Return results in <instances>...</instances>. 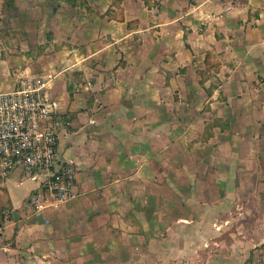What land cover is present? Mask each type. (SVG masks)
Returning a JSON list of instances; mask_svg holds the SVG:
<instances>
[{
    "label": "crops",
    "instance_id": "1",
    "mask_svg": "<svg viewBox=\"0 0 264 264\" xmlns=\"http://www.w3.org/2000/svg\"><path fill=\"white\" fill-rule=\"evenodd\" d=\"M71 11L55 13L43 53L0 41V93L42 63L72 121L61 158L78 169L77 197L42 210L36 182L20 171L0 181V264H160L175 249L159 248L160 228L199 220L193 191L227 188L215 175L254 158L264 0H86Z\"/></svg>",
    "mask_w": 264,
    "mask_h": 264
},
{
    "label": "rangeland",
    "instance_id": "2",
    "mask_svg": "<svg viewBox=\"0 0 264 264\" xmlns=\"http://www.w3.org/2000/svg\"><path fill=\"white\" fill-rule=\"evenodd\" d=\"M74 6L86 7V0H0V41L29 42L31 50L43 53L45 48H38V40L43 38V46L50 48L55 13L69 16ZM41 25L46 31H39ZM21 48L15 43V50ZM41 64L30 62L29 72L47 76ZM255 136L260 138L252 143L254 158L244 160L246 166L238 174L233 168L228 176L215 175L219 182L228 179L227 188L206 184L193 191L197 203L192 210L199 211V220L160 228L166 235L159 238V248L168 251L175 246L173 255L162 256L160 264H264V129L256 128ZM181 244L185 248H178Z\"/></svg>",
    "mask_w": 264,
    "mask_h": 264
},
{
    "label": "built area",
    "instance_id": "3",
    "mask_svg": "<svg viewBox=\"0 0 264 264\" xmlns=\"http://www.w3.org/2000/svg\"><path fill=\"white\" fill-rule=\"evenodd\" d=\"M51 80L52 75L26 77L19 89L0 93V181L20 171L21 182H36L31 203L37 210L78 195L76 163L59 151L72 121L49 93Z\"/></svg>",
    "mask_w": 264,
    "mask_h": 264
}]
</instances>
